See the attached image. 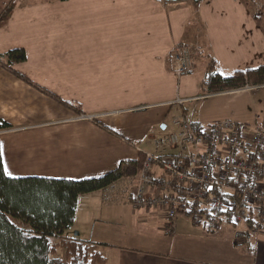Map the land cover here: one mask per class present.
<instances>
[{"label":"crops","instance_id":"crops-1","mask_svg":"<svg viewBox=\"0 0 264 264\" xmlns=\"http://www.w3.org/2000/svg\"><path fill=\"white\" fill-rule=\"evenodd\" d=\"M187 44L193 66L180 74L169 53ZM16 48L27 59L0 65V145L13 177H100L158 141L188 156L191 143L167 145L173 118L209 122L206 99L224 96L229 108L250 91L204 94L208 53L224 76L264 64V35L242 0H0V54ZM136 181L80 195L66 233L105 243L106 264H264V229L228 221L212 231L179 213L167 233L162 209L134 206Z\"/></svg>","mask_w":264,"mask_h":264},{"label":"built area","instance_id":"built-area-1","mask_svg":"<svg viewBox=\"0 0 264 264\" xmlns=\"http://www.w3.org/2000/svg\"><path fill=\"white\" fill-rule=\"evenodd\" d=\"M193 53L191 44L170 51L178 73L193 66ZM173 122L178 128L169 134L167 145L183 152L191 143L194 152L174 155L158 141L156 150L145 154L136 176L134 206L162 209L170 220L167 233L173 231L179 213L212 231L228 221H252L251 230L264 229V126L232 118L194 122L184 113Z\"/></svg>","mask_w":264,"mask_h":264},{"label":"trees","instance_id":"trees-1","mask_svg":"<svg viewBox=\"0 0 264 264\" xmlns=\"http://www.w3.org/2000/svg\"><path fill=\"white\" fill-rule=\"evenodd\" d=\"M207 56L204 94L235 90L247 84L255 88L264 86V64L224 76L217 59L210 53ZM26 59V51L16 48L0 54V65ZM7 128L8 122L0 117V131ZM144 159L145 154L141 153L137 159L123 160L117 169L103 176L81 180L13 177L5 171L0 145V264H106L109 257L105 243L70 236L66 230L74 223L80 195L103 189L122 178L136 177ZM58 249H63L64 254L57 255Z\"/></svg>","mask_w":264,"mask_h":264},{"label":"rangeland","instance_id":"rangeland-1","mask_svg":"<svg viewBox=\"0 0 264 264\" xmlns=\"http://www.w3.org/2000/svg\"><path fill=\"white\" fill-rule=\"evenodd\" d=\"M1 1L9 2L10 0ZM242 2L246 3L252 20L260 27V31L264 35V0H242ZM233 98L234 102L229 108L223 106L225 104L224 96L206 99L203 118L209 122L217 119L232 118L247 123H254L257 119H262L264 112V86L250 89L248 92H241L239 95H233ZM177 151L178 149L175 150V152ZM204 241L202 239V242ZM63 254L64 250L58 249L57 255Z\"/></svg>","mask_w":264,"mask_h":264},{"label":"water","instance_id":"water-1","mask_svg":"<svg viewBox=\"0 0 264 264\" xmlns=\"http://www.w3.org/2000/svg\"><path fill=\"white\" fill-rule=\"evenodd\" d=\"M167 2H180V1H191L194 5H198L204 0H166Z\"/></svg>","mask_w":264,"mask_h":264},{"label":"snow or ice","instance_id":"snow-or-ice-1","mask_svg":"<svg viewBox=\"0 0 264 264\" xmlns=\"http://www.w3.org/2000/svg\"><path fill=\"white\" fill-rule=\"evenodd\" d=\"M5 171H7V169H5ZM8 175H11V173H10V172H8Z\"/></svg>","mask_w":264,"mask_h":264}]
</instances>
